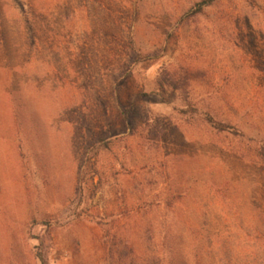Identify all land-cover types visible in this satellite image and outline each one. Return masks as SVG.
<instances>
[{"label": "rangeland", "instance_id": "1", "mask_svg": "<svg viewBox=\"0 0 264 264\" xmlns=\"http://www.w3.org/2000/svg\"><path fill=\"white\" fill-rule=\"evenodd\" d=\"M200 1L0 0V264H264V0Z\"/></svg>", "mask_w": 264, "mask_h": 264}, {"label": "trees", "instance_id": "2", "mask_svg": "<svg viewBox=\"0 0 264 264\" xmlns=\"http://www.w3.org/2000/svg\"><path fill=\"white\" fill-rule=\"evenodd\" d=\"M215 1L216 0H202L196 3L195 6L189 10L188 16L189 17L198 16L199 14L203 13L207 7L212 6ZM133 55L136 61H142L144 57L151 56V53L141 54V52L136 51L134 52ZM191 109H192L191 110L192 115L201 114L204 120L208 123V125L217 132L220 133L227 132L238 137H245L248 135L243 129H241L231 121L220 120L216 118L211 112L201 111L195 106H192ZM39 257L42 264H48V261L45 259V257H43L42 255H40Z\"/></svg>", "mask_w": 264, "mask_h": 264}]
</instances>
